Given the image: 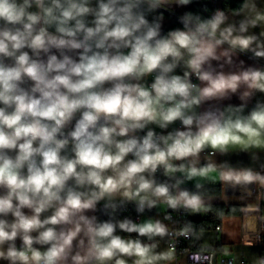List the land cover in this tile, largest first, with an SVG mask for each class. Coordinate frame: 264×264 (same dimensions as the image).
<instances>
[{"label": "clouds", "instance_id": "1", "mask_svg": "<svg viewBox=\"0 0 264 264\" xmlns=\"http://www.w3.org/2000/svg\"><path fill=\"white\" fill-rule=\"evenodd\" d=\"M181 2L187 3V0H181ZM121 3L122 0L101 2L96 14L95 28L85 29L84 24L76 20L75 29L67 27L57 29L68 37H75L78 31L83 30L84 41L77 42L74 39L65 40L46 36L44 29L33 35V25L39 21L40 17L36 14H26L23 6L17 7L9 3V0H0V19L9 24L23 23V31L19 29L15 32L0 31V54L15 56V53L24 47H29L34 52L40 50L47 52L49 47L73 49L83 47L84 49L78 63L67 56L58 59L55 55L49 56L44 63L33 60L26 52H22L15 56V66L0 65V103L5 106L0 107V185H5L9 189L8 195L0 198V213L12 211L13 197L19 201V206L13 213L18 220L11 226V231H6L5 223L0 221V243L14 240L17 232L21 231L24 233L25 245L30 248L33 243L32 237L27 234L30 231L41 228L45 224L68 223L74 211L92 207L93 199L82 200L80 194L69 191L55 214L41 222L39 214L53 201L61 200L59 193L71 178H75L78 183H84L86 179L98 186L101 193H111L121 186H129L137 174L149 168L155 171L156 166L166 164L169 157L180 159L195 155L206 143H210L215 148L226 144L230 139L234 142L239 141V136L231 135L232 129L250 137L259 135L258 129L252 127V123L264 129V110H262L253 112L248 123L237 121L235 124L222 127L218 122H213L201 129L195 137L190 133L179 132L173 142L163 150L153 141V133L149 132L142 144L138 145L135 139H130L116 144L118 149L116 154L107 151L105 145L113 143V134L127 135L130 130L143 128L146 122L155 121L157 115L165 123L181 118L185 125H191L192 117H185L182 110L199 103L196 98L188 99L192 86L178 76L171 78H166L164 75L158 76L152 85L155 96L139 85L123 83L125 77H139L157 68H160L163 73L171 71L173 65L163 62L169 56L180 55L176 45L195 54L190 61V66L197 70L208 57H214V45L211 42H202L196 35L178 32L174 34L173 40L159 39L154 43L152 41L158 33L153 28H148L146 33L136 35L147 22L143 16L133 14V4L123 0V6H118ZM47 12L51 15V9ZM88 12L87 7L71 3L62 11L60 23L66 24L67 21ZM223 20V13H217L212 20L201 23L197 31L214 37ZM110 25L112 26L109 27ZM231 31V28H228L221 33L224 40H228ZM93 37H98L97 48H119L122 44L130 47L131 51L127 55L110 56L107 51L103 54L95 52L88 55L91 46L86 42ZM108 41L111 43H106ZM221 42V40L215 41L216 44ZM250 42L251 38L237 37L231 40L233 45H239L241 48H247ZM257 55H264V53L257 52ZM24 77L33 81L31 92L20 88ZM201 78L210 80V87L203 90L205 96H212L226 89L235 91L241 80V77L236 75L227 78L220 75L212 79L208 73L203 74ZM243 79L251 80V87H258L264 91V83H261L264 81V73L252 71L245 73ZM106 81L117 82L109 89L97 91L96 89ZM177 96L182 98L178 103L166 111L157 112L156 106L160 105L161 101H173ZM9 108L12 111L9 112ZM81 109H83L81 117L70 133L75 142V159H62L60 149L67 141L57 140L56 135L62 133L64 126ZM102 116L106 120H111L115 127H101L99 133L94 134L90 129L95 128ZM37 141L39 145L34 147ZM5 149L18 150L15 159L3 154ZM134 150L138 159L128 163L120 173L119 179L108 177L106 180H101L102 171L115 168L125 155ZM36 156L41 157L39 165L34 159ZM25 164L28 169L26 177L21 176L19 171ZM77 165L89 169L86 176L77 171ZM191 174L196 175L197 170L193 168ZM225 178L249 183L258 179L251 172L235 177L228 174ZM151 188V182L141 177L137 194L139 191ZM154 194L167 197L169 205L173 208L180 202L192 209H199L201 206L199 196H190L188 192H182L178 197L172 198L168 196V188L165 186H157ZM25 206L33 208L35 215L32 217L22 215L19 207ZM120 227L128 231H138L141 235H164L166 232L165 227L159 222L148 223L141 227L129 226L125 222ZM80 231V225L77 224L74 231L66 234L62 232L57 236L53 228H48L40 233L37 241L52 243L47 252L42 254L33 250L29 257L23 251L17 252L14 248H10L7 256L13 261L19 259L24 264H28L29 259L34 264H41V262L56 264ZM113 231L114 226L111 223L96 227L89 223L88 232L93 233L94 237L100 239L111 237L106 244L92 239L94 254L98 260H109L117 252L139 256L147 252V249L139 242L125 243L119 237L112 236ZM3 255L4 253L0 252V256ZM75 259L80 260L81 257L77 256ZM117 264H123V261H117Z\"/></svg>", "mask_w": 264, "mask_h": 264}, {"label": "crops", "instance_id": "2", "mask_svg": "<svg viewBox=\"0 0 264 264\" xmlns=\"http://www.w3.org/2000/svg\"><path fill=\"white\" fill-rule=\"evenodd\" d=\"M198 0H187V3H182L181 0H127L133 4V14L136 16H143L147 22L145 26L136 33L141 35L146 33L148 28H153L156 21L158 11L163 14L158 20V34L163 31L169 17H178L180 19H187L184 15L186 8L193 2ZM101 2L107 3L108 0H41V2H32L27 0H9V3L15 4L17 7L23 6L26 14H36L40 17L39 21L33 25V35L39 32V28L44 26L47 29L46 36L55 37L57 39L63 38L65 40H76L81 42L80 36L83 30L78 31L75 37H68L58 32L59 27H67L71 29L76 28V20H80L85 28L96 27L97 12ZM71 3L83 5L89 9V12L67 21L66 24H61V13L68 8ZM59 5V6H57ZM118 6H123L122 3ZM146 6V14L143 8ZM51 9V15H48L47 10ZM224 15L223 22L219 25L215 36L209 37L207 33L198 32L199 23L194 21H185L189 24V28L180 32L196 35L202 42H211L214 45V57H208L200 66L201 77L208 73L212 79L220 75L231 77L233 75L240 76L241 80L238 82L235 91L226 89L223 92L215 93L212 96L203 95V90L210 87V80L200 79L199 94L196 99L198 104H193L188 108L183 109L185 117H192L193 123L185 125L183 129H179L178 125L183 119L178 118L171 122H163L159 115L155 121L146 122L143 128L130 130L129 132H143L146 136L149 132L153 133V141L160 147H167L173 142L176 134L179 132L190 133L193 137L199 134L200 130L213 122H218L222 127L229 124H235L237 121L248 123L250 117L255 111L264 110V91L258 87H251V80L245 81L243 75L252 71H259L264 73V55H257V52L264 53V0H246L245 5L238 11H232ZM215 18V17H213ZM25 23L27 22L25 18ZM110 25L109 27H111ZM231 28V35L228 40H224L221 33L225 29ZM17 29L23 31V23L9 24L5 20L0 19V31L10 30L15 32ZM178 33V32H177ZM172 33L165 37L166 40H173ZM226 34V33H225ZM237 37L251 38V42L247 48H241L239 45H233L231 40ZM98 37H93L89 40L91 51L87 54L92 55L95 52L103 54V48H97L96 42ZM216 40H221L220 44H216ZM111 43V41H110ZM199 46V45H197ZM180 55L174 57L171 61H164L165 64H172L171 71L167 74H173L178 77H186L194 69L190 66V61L194 58V53L188 49L180 48L176 45ZM26 52L33 60H38L46 63L49 56L55 55L58 59H63L67 56L74 62H79L80 56L84 53V49H73L70 47L56 48L49 47L47 52L40 50L34 52L29 47L21 48L15 53V56ZM110 56L118 55L116 47H111L108 52ZM15 56H4L0 54V65L9 67L7 61H16ZM162 71L160 68H158ZM151 73H145L139 77H132L123 80L125 84L139 85L141 88L148 90L153 96L155 92L148 87V82L151 79ZM117 81H106L103 85L98 87L97 91L109 89L114 86ZM264 83V81H261ZM33 81L28 77H24L20 83V88L31 92ZM38 95V93L36 94ZM0 107H5L0 103ZM157 112L166 111L170 107H166L161 101L157 105ZM9 110V109H8ZM80 110L77 111L72 120L66 124L71 127L76 123V118ZM164 126H161V125ZM100 126L93 133L98 134ZM252 127L257 128L259 135L249 136L245 133L238 132L232 129L231 135L239 136V141H232L231 139L223 145L213 148L210 143H206L198 153L180 158L179 172L187 175L186 180L182 182V186H191L205 183H222L223 193L221 201L226 203H240L246 206L247 213L244 215H226L221 221V230H201L198 233L199 246L201 248H210L217 246L220 253L227 256H233L236 264H240L242 259L250 258L252 261V253H256L258 264H264L261 261V255L264 253V195L261 189L264 187V129H260L258 125L252 123ZM117 132H119L117 130ZM161 134L159 141L155 140L156 135ZM130 135H116L113 134L111 145H105V149L112 154H116L118 149L116 144L119 142H126L130 140ZM60 140V139H57ZM65 146L60 149V156L65 160L75 159V142L73 140H66ZM39 141L34 143V147H38ZM16 149H5L3 154L15 159L17 155ZM210 151H214L213 154ZM37 165L40 164L41 157L34 158ZM131 161V152L125 155L123 160L115 168H108L100 173L101 180H106L108 177L119 179L120 173L125 169ZM195 168L199 171L198 176L203 177V182H194L196 175L191 174V170ZM21 176H27V164L20 170ZM77 171L86 176L89 169L77 165ZM246 172H251L253 176L258 179L252 182H237L235 179H226L228 174L233 177L241 175ZM200 174V175H199ZM151 182L152 188L145 191L137 190L139 188L140 178ZM202 181V180H200ZM155 175L154 171L149 168L143 173H139L134 178L129 186H121L116 191L111 193H101V189L88 182L86 179L84 183H78L75 178L69 179L63 190L59 193L61 200L53 201V203L39 214L41 222L52 217L56 210L62 206L63 200L67 197L69 191L81 195L82 200L93 199L92 207L74 211L70 217V222L60 223L56 225L45 224L41 228L34 229L27 233L33 239V243L29 248L25 245L21 231L17 232L14 240H6L0 243V252L4 253L0 256V264H24L19 259L13 261L8 258L7 253L10 248H14L17 252H25L31 257L32 251L36 250L42 254L47 252L52 246V243L37 242L40 233L53 228L59 236L60 233H67L74 231L77 224L80 225L81 231L73 238L72 244L65 250V253L57 261V264H117V261H123V264H175V254L169 248V238L167 231L170 224L165 220L164 215L168 209L167 203L159 201L154 194ZM9 189L5 185H0V198L8 195ZM201 200V199H200ZM130 203V202H144L149 209L143 216L142 220L137 223V227L144 226L148 223L155 224L159 222L166 229L164 235H157L151 239H144L140 244L147 249L143 256L129 255L117 252L111 259L100 261L96 258L91 243L92 239H96L98 243L106 244L109 238H96L93 233L88 232V225L91 223L93 227L99 226L96 221V212L98 205H105L107 203ZM13 209L7 213H0V221L5 223V230L11 231V226L17 222L18 218L13 214L19 206V201L13 197ZM250 203L254 206L251 208ZM163 206V207H162ZM158 207H161L158 211ZM201 208V207H200ZM199 208V209H200ZM19 211L26 217L35 215L34 209L29 207H19ZM83 217V219H82ZM114 231L112 236L119 237L125 243H133V240L127 237L118 229V223L112 224ZM81 257L80 260L75 257ZM177 261L180 264H188L185 256L181 255ZM248 261V260H247ZM28 264H34L29 259ZM248 264H251L248 261Z\"/></svg>", "mask_w": 264, "mask_h": 264}, {"label": "built area", "instance_id": "3", "mask_svg": "<svg viewBox=\"0 0 264 264\" xmlns=\"http://www.w3.org/2000/svg\"><path fill=\"white\" fill-rule=\"evenodd\" d=\"M32 2H37V0H30ZM41 2V0H39ZM217 13H221V7L218 5L213 11L212 16L215 17ZM91 28V27H87ZM45 30L47 33L46 27L42 26L39 28ZM86 29V28H85ZM85 32L83 31L80 40L84 41ZM89 45V40L86 42ZM110 43V41L106 42ZM119 43V42H118ZM104 51L109 52L111 47L103 48ZM120 55H127L131 48L121 44L119 48H116ZM173 56H169L166 61L173 60ZM16 61H7L9 67L15 66ZM160 75H164L166 78H171L175 75L167 74L160 71L158 68L153 70L151 73V79L148 82V87L152 89V85L155 83L156 78ZM134 76H128L124 78V81L130 79ZM182 81H186L192 87L190 88L189 100L195 98L199 94V85L201 79V72L198 69H193L191 73L186 77H180ZM182 98L177 96L173 101H162L166 107H173L178 103ZM179 129H183L184 123L181 121L178 125ZM162 135L158 134L155 137L156 141L161 139ZM172 143V142H171ZM165 149L167 147H164ZM211 154L214 151H210ZM179 159L173 157L168 159L166 164H158L155 168V184L154 188L157 186H165L168 188V196L176 198L180 193L184 192L182 189V182L186 180L187 175L179 172ZM136 177V176H135ZM134 177V181H135ZM262 194L264 195V187L261 189ZM191 196L192 194L189 193ZM163 200L167 203L168 209L164 215L165 220L170 224V228L167 231L169 238V248L175 254L176 263L180 264L177 259L179 256L183 255L186 257L188 264H236L235 258L233 256H227L223 253H220L217 249V246H212L210 248H201L194 247L193 244V235L190 229L183 226V222L191 219L200 217L203 212L200 209H192L185 207L183 202L177 204L175 208L171 207L168 203L167 197H163ZM149 207L144 202H130L126 204L123 208V219L122 223L127 222L129 226L139 223L145 213L148 211ZM215 229L217 231L221 230V224H218ZM121 232L127 237L131 238L134 243L139 242L142 244L144 241L141 238V235L138 231H128L127 229L121 228ZM261 261L264 263V253L261 255ZM43 264V262H41ZM57 264V262H56ZM240 264H248L246 259H242Z\"/></svg>", "mask_w": 264, "mask_h": 264}, {"label": "trees", "instance_id": "4", "mask_svg": "<svg viewBox=\"0 0 264 264\" xmlns=\"http://www.w3.org/2000/svg\"><path fill=\"white\" fill-rule=\"evenodd\" d=\"M246 0H198L191 3L186 10L184 15L187 19L194 21L196 23H205L213 19L212 11L219 5L221 7V13L227 14L232 11H238L242 9L245 5ZM144 14H146V6L143 8ZM163 12L158 11L156 15V21L154 29L158 33V20L162 16ZM190 26L183 19L178 17H169V22L163 29V31L154 38L155 40L164 39L172 33H177L182 30L188 29ZM12 111L11 108L8 110ZM83 109L80 110L79 115L76 118V122L80 119ZM76 124V123H75ZM75 124L71 127L64 126L62 132H71L74 130ZM100 126H110L115 127V125L110 120L107 124H102ZM99 126V127H100ZM119 131V128L117 127ZM94 132V131H93ZM131 139H135L139 144H142L143 139L146 135L143 132H128ZM157 144V143H156ZM158 145V144H157ZM159 146V145H158ZM162 150L164 147H160ZM154 152V150H150ZM173 157H169L171 159ZM138 159L135 154V150L131 152V161H136ZM184 192L191 193L192 195H197L201 199L200 210L203 214L198 218H191L183 222L185 228L190 229L193 235L194 247L199 246L198 233L201 230H211L215 229L218 224H221L222 218L226 215H244L247 213L246 206L240 203H226L221 201V195L223 193V184L218 183H205L191 186H182ZM128 203H107L105 205H98L96 212V221L98 225L104 223H118V229L121 231V223L123 219V208ZM141 235V234H140ZM157 236L156 234H145L141 235V238L151 239Z\"/></svg>", "mask_w": 264, "mask_h": 264}, {"label": "water", "instance_id": "5", "mask_svg": "<svg viewBox=\"0 0 264 264\" xmlns=\"http://www.w3.org/2000/svg\"><path fill=\"white\" fill-rule=\"evenodd\" d=\"M110 120H106L103 116L97 121V124L95 126V128L90 129V131H95L100 125L102 124H107L109 123ZM71 132H62V133H58L56 135V139H60V140H73L71 135Z\"/></svg>", "mask_w": 264, "mask_h": 264}, {"label": "rangeland", "instance_id": "6", "mask_svg": "<svg viewBox=\"0 0 264 264\" xmlns=\"http://www.w3.org/2000/svg\"><path fill=\"white\" fill-rule=\"evenodd\" d=\"M185 20V19H184ZM185 21H189V20H185ZM198 173H199V171H197V174H196V177H195V179H193V181L196 183V182H203V177H200V176H198ZM200 175V174H199ZM200 180H202V181H200ZM158 199H159V201H161V203H163V198H161V197H158ZM254 205L252 204V203H250V207L252 208ZM163 207V206H162ZM158 209V211H160V209H161V207H158L157 208ZM246 260H248V261H250L251 262V264H258V259H257V255H256V253H252V261H251V259L250 258H246Z\"/></svg>", "mask_w": 264, "mask_h": 264}]
</instances>
